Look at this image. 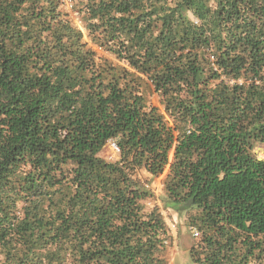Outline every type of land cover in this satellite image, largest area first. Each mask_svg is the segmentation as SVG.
I'll return each instance as SVG.
<instances>
[{"label": "trees", "instance_id": "16d2710c", "mask_svg": "<svg viewBox=\"0 0 264 264\" xmlns=\"http://www.w3.org/2000/svg\"><path fill=\"white\" fill-rule=\"evenodd\" d=\"M68 1L0 0V264H169L162 175L194 264H264V0Z\"/></svg>", "mask_w": 264, "mask_h": 264}, {"label": "rangeland", "instance_id": "374dc122", "mask_svg": "<svg viewBox=\"0 0 264 264\" xmlns=\"http://www.w3.org/2000/svg\"><path fill=\"white\" fill-rule=\"evenodd\" d=\"M67 1V0H66ZM68 3V2H67ZM66 8L69 12H71L70 4L67 5ZM95 49V48H94ZM100 56L109 58L108 55L103 53L102 51L97 50ZM147 101L150 105L155 107H159L158 97L153 93L147 94ZM254 154L261 158L264 156V145H258L254 149ZM100 156L105 160L115 161L117 158V154L112 152L109 147L106 145L100 153ZM165 174V173H164ZM140 177L143 180H148L150 177L146 175L144 172H140ZM164 175L159 178H154L151 180L154 200L149 201L150 204H147L148 208L157 207L162 213L164 220L169 228L172 242L167 250V258L169 264H194L189 255V248L196 241L195 236L192 232L189 231L186 225V216L185 214L177 215L173 211H165L162 206V200L164 198L162 179Z\"/></svg>", "mask_w": 264, "mask_h": 264}, {"label": "built area", "instance_id": "2783aa9c", "mask_svg": "<svg viewBox=\"0 0 264 264\" xmlns=\"http://www.w3.org/2000/svg\"><path fill=\"white\" fill-rule=\"evenodd\" d=\"M67 2H69V1H68V0H67V1L65 0V3H67ZM67 5H68V3H67ZM66 7H67V6H66ZM70 8H71V7H70ZM107 146L109 147V149H110L112 152H114V153H116V154L119 153V149H118V147L116 146V143H115L114 141L109 140L108 143H107ZM139 178L141 179L140 175H139ZM144 187H145L147 190H149L150 192L153 193L152 187H151L150 185H148V184H144ZM147 204L149 205L150 202H148ZM160 212H161V211H160ZM160 214L163 215L162 212H161ZM194 236L197 237V234L195 233Z\"/></svg>", "mask_w": 264, "mask_h": 264}]
</instances>
